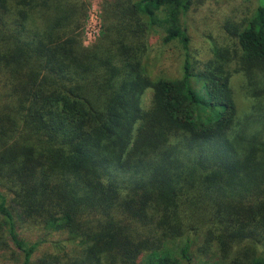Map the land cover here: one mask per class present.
Here are the masks:
<instances>
[{
  "label": "trees",
  "instance_id": "trees-1",
  "mask_svg": "<svg viewBox=\"0 0 264 264\" xmlns=\"http://www.w3.org/2000/svg\"><path fill=\"white\" fill-rule=\"evenodd\" d=\"M192 3L101 0L85 45L88 0H0V222L24 264L13 209L63 235L34 264H191L194 238L264 264V0L198 66ZM150 32L179 42L176 77L146 72Z\"/></svg>",
  "mask_w": 264,
  "mask_h": 264
},
{
  "label": "rangeland",
  "instance_id": "rangeland-1",
  "mask_svg": "<svg viewBox=\"0 0 264 264\" xmlns=\"http://www.w3.org/2000/svg\"><path fill=\"white\" fill-rule=\"evenodd\" d=\"M100 2L88 0L87 16L83 28V44L92 43L100 33ZM258 0H193L186 17L187 35L189 38L190 55L196 60V66L205 62L211 56L215 45L230 43L231 24H238L253 12ZM148 50L143 58L146 72L151 77H176L180 73L181 48L178 41L167 43L161 41L158 33L150 32L147 36ZM213 46V47H212ZM239 82L240 78L235 77ZM150 89H146L142 101L146 105L150 99ZM2 188H0V192ZM7 198L5 206L13 209ZM13 221L16 230L27 243H37L30 258L25 264H34L42 256L53 254L58 250L59 241L63 239L60 232L44 226H33L25 221L13 209ZM1 218V217H0ZM68 251L69 244H62ZM198 239L194 238L190 253L191 264H228L217 256L200 254ZM256 254V253H255ZM240 264H249L248 260L241 259ZM0 264H24L23 254L13 243L7 240L6 232L0 222Z\"/></svg>",
  "mask_w": 264,
  "mask_h": 264
}]
</instances>
